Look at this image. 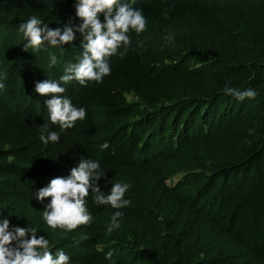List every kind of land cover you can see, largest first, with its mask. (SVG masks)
Here are the masks:
<instances>
[{
  "label": "trees",
  "instance_id": "trees-1",
  "mask_svg": "<svg viewBox=\"0 0 264 264\" xmlns=\"http://www.w3.org/2000/svg\"><path fill=\"white\" fill-rule=\"evenodd\" d=\"M121 2L143 12L146 30L129 31L102 82H61L86 110L62 129L35 86L78 62L83 37L25 51L18 26L36 16L75 31L76 0H0V218L36 229L69 264H264V0ZM226 86L256 95L239 100ZM45 124L58 142L40 140ZM80 159L99 162L105 195L129 184L130 204L98 205L90 192V224L50 228V199L36 193Z\"/></svg>",
  "mask_w": 264,
  "mask_h": 264
},
{
  "label": "clouds",
  "instance_id": "clouds-1",
  "mask_svg": "<svg viewBox=\"0 0 264 264\" xmlns=\"http://www.w3.org/2000/svg\"><path fill=\"white\" fill-rule=\"evenodd\" d=\"M75 8L77 17L82 21L75 26V31L69 26H65L63 30L59 27L52 29L36 16L18 26L28 41L24 45L25 51L30 48L39 49L45 44L54 47L72 44L76 32L83 37V51L78 62L67 64L59 81L47 79L35 86V91L40 96H51L46 101L49 118L62 129L72 128L78 120L85 119L86 110L73 106L71 99L63 96L66 89L61 86V82L67 84L76 80L83 86L92 81L102 82L111 73L108 59L116 55L121 46L125 51L130 46L129 31L142 33L147 25L141 10L130 7L121 0H76ZM100 14H103L104 22H101ZM168 39L171 42L172 37L169 36ZM56 63V57L52 56L50 66ZM3 88L4 84L0 83V89ZM224 91L239 100L254 98L256 95L253 89L239 91L226 86ZM47 130L48 125H43L40 140L44 144L58 142L59 134ZM100 147L105 150L109 145L104 143ZM99 169L98 161L80 159L68 177L54 178L47 187L36 193V199L40 202L50 199L43 211V219L50 228L73 231L79 226L90 224L93 217L86 207V197L90 192L95 193L94 201L98 205H111L114 209H121L130 204L129 200L124 199L130 188L127 183L113 184L107 195L101 192L97 185L101 179ZM121 216L120 211L114 213L107 229L109 233L120 227ZM29 233L31 238H28ZM36 233V229L29 227H14L10 230L9 219L0 218V264H69L70 258L62 249L57 250L54 255L50 251L49 240L43 236L37 238ZM112 256V251L106 253V259L111 260Z\"/></svg>",
  "mask_w": 264,
  "mask_h": 264
},
{
  "label": "rangeland",
  "instance_id": "rangeland-1",
  "mask_svg": "<svg viewBox=\"0 0 264 264\" xmlns=\"http://www.w3.org/2000/svg\"><path fill=\"white\" fill-rule=\"evenodd\" d=\"M179 178V177H178ZM176 177L173 179V182L175 181Z\"/></svg>",
  "mask_w": 264,
  "mask_h": 264
}]
</instances>
